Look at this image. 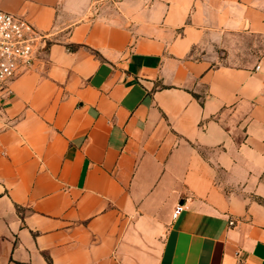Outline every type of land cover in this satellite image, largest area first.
<instances>
[{
	"label": "crops",
	"instance_id": "crops-1",
	"mask_svg": "<svg viewBox=\"0 0 264 264\" xmlns=\"http://www.w3.org/2000/svg\"><path fill=\"white\" fill-rule=\"evenodd\" d=\"M0 10L44 36L0 91V264H264V0Z\"/></svg>",
	"mask_w": 264,
	"mask_h": 264
},
{
	"label": "built area",
	"instance_id": "built-area-1",
	"mask_svg": "<svg viewBox=\"0 0 264 264\" xmlns=\"http://www.w3.org/2000/svg\"><path fill=\"white\" fill-rule=\"evenodd\" d=\"M43 40L23 16L0 10V91L11 93L7 83L32 67ZM182 210L183 205H177L173 217Z\"/></svg>",
	"mask_w": 264,
	"mask_h": 264
}]
</instances>
